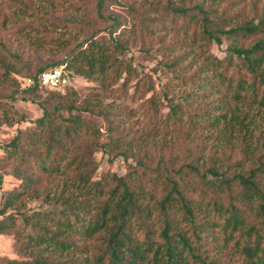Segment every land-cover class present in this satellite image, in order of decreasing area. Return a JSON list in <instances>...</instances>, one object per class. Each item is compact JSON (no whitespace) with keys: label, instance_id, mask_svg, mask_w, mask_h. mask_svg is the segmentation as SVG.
Masks as SVG:
<instances>
[{"label":"trees","instance_id":"obj_1","mask_svg":"<svg viewBox=\"0 0 264 264\" xmlns=\"http://www.w3.org/2000/svg\"><path fill=\"white\" fill-rule=\"evenodd\" d=\"M15 1L35 22L27 40L37 47L57 27L94 29L67 44L64 59L35 69L0 40L3 76L31 79L27 96L14 93L11 103L50 91L37 101L40 117L15 121L34 125L19 128L11 146L0 143L4 165L21 180L0 198V233H14L20 257L1 264H264V0H146L141 9L95 0L81 17L70 8L61 14L56 0ZM115 3L137 20L131 33L150 32L148 22L179 35V51L158 61L177 91L166 83L159 94L124 56L125 17L110 11ZM224 41L223 57L209 51ZM60 66L69 84L43 85L40 74ZM74 74L95 80L101 93L80 100ZM131 87L132 99L152 92L139 106V128L124 125L133 108L101 100L117 89L129 100ZM92 115L106 122L107 140ZM13 120L7 111L0 124ZM98 151L124 157L127 175H98Z\"/></svg>","mask_w":264,"mask_h":264},{"label":"rangeland","instance_id":"obj_2","mask_svg":"<svg viewBox=\"0 0 264 264\" xmlns=\"http://www.w3.org/2000/svg\"><path fill=\"white\" fill-rule=\"evenodd\" d=\"M114 0H112L113 2ZM130 3H134L135 6L140 7L141 2L146 0H120ZM153 2V0H148ZM118 2V1H117ZM57 7L61 14H65L67 10L75 12L78 17H81L84 13H87V10L93 8L95 0H73V5L70 7L69 0H56ZM160 6V5H159ZM158 6V7H159ZM149 7L148 4L145 8ZM154 7H157L154 4ZM78 10V11H77ZM112 12L121 14L124 18V24L119 28L118 32H121L122 39L127 40L128 50L125 51L124 56L127 60L132 61L133 65L138 69L139 72H145L150 75L155 83V89L161 94L162 90H166V83L173 85V89L176 91L179 89V86H176L174 81L171 80V75L167 74L161 66L158 65L159 60H167L170 57H173L175 51H179L180 45H177L176 41L179 37L178 34L172 32V30L167 28L154 29L152 24L146 25L149 27L150 32H141L136 29L137 32L131 33L130 27L135 23L134 17L128 14V11L123 8L118 3L111 4ZM152 16H159L163 14L162 11L151 12ZM29 23H34L33 18L28 16L26 17L19 10V3L15 0H0V40H4L8 45L15 49H19L22 53L24 62L28 63L33 67V69L50 64L53 61L61 60L66 57V53L71 46H74L76 43L85 39L94 28H87V34L82 31V27L76 24L73 28L60 27L46 33L42 39V45H36L37 42L32 43L31 40H27L29 36L36 34V29L33 28L34 25L29 26ZM108 22H102L96 28H103L107 25ZM139 24V23H138ZM26 33H28L26 35ZM102 33V32H101ZM100 33V34H101ZM40 36V37H42ZM35 41V40H34ZM67 44L70 46H67ZM228 41H224L222 45L213 43L210 46L209 51L213 54H216L218 57H223L226 54V47ZM179 48V49H178ZM200 47H197L195 50L200 51ZM203 49V48H202ZM202 57V56H201ZM199 59V63H201ZM4 69L0 65V117L3 118L5 113L8 111L9 115L14 116L13 123H1L0 124V143L6 146H11V141L16 135L19 128L26 130L32 127L34 124L31 121H22L15 122L20 115H24L27 119L33 120L42 115V109L38 104V100H42L47 97L50 92L49 89L42 88L39 91L40 96L37 97L36 101H25L18 99L15 102L11 103L9 96L16 94L19 97L27 94L24 92V89L28 86L29 80L26 77H23L22 74L12 72L8 78L3 76ZM70 88L76 90L78 98L83 100L84 97L88 95L101 93L97 88V83L92 78L87 76L74 74L70 80ZM135 80H133V83ZM172 89V90H173ZM174 91V90H173ZM117 89L113 95L102 93L101 100L106 102L111 99H115V103L123 106L126 105L129 108L135 110V116L132 118H126V123L124 125L133 124L135 128L145 126V121L143 120L142 110H139V106H146L145 99L149 98L152 92H149L144 98L140 97V92H136L134 98L132 99L134 89L131 87L128 91L129 100L124 98V94ZM14 107L12 108V106ZM89 117V115H87ZM94 119L97 124L101 127V135L105 140L108 139L107 124L99 116L92 115L90 116ZM117 135V134H116ZM112 156V155H111ZM4 152L0 148V172L3 174V182L0 186V198L1 194L11 190L15 187H18L21 183V180L16 178L11 168L4 165ZM97 163V173L98 175H104L107 173L116 172L120 175H127V164L124 157L117 156L113 161L109 160V154H105L102 151H98L95 154ZM28 207L37 208L39 203L35 200L28 201ZM1 257H20L16 248H15V236L13 232L0 233V258ZM1 264V262H0Z\"/></svg>","mask_w":264,"mask_h":264},{"label":"built area","instance_id":"obj_3","mask_svg":"<svg viewBox=\"0 0 264 264\" xmlns=\"http://www.w3.org/2000/svg\"><path fill=\"white\" fill-rule=\"evenodd\" d=\"M28 80L31 82V79ZM40 81L43 85L53 89L64 87L69 84L67 71L63 66L43 71L40 74Z\"/></svg>","mask_w":264,"mask_h":264}]
</instances>
